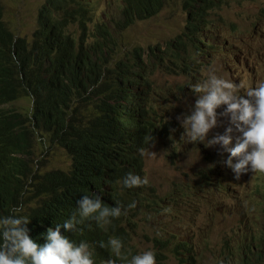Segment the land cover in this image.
Returning a JSON list of instances; mask_svg holds the SVG:
<instances>
[{"label":"clouds","instance_id":"1","mask_svg":"<svg viewBox=\"0 0 264 264\" xmlns=\"http://www.w3.org/2000/svg\"><path fill=\"white\" fill-rule=\"evenodd\" d=\"M231 1L213 0L211 7L202 12L199 10L198 5L185 9L183 0H166L158 14L143 20L137 19L129 26L126 25L131 11L130 2L117 0L113 4L115 11H110L112 13L111 19L114 20L116 25L124 28L126 33L138 22L153 19L170 5H177L185 15V22L187 17L194 19L198 25L206 28L205 36L213 30L211 35H214L209 37V40L216 39L219 41L215 46L210 42V47L204 48L202 53H197L196 56L199 55L200 58L194 63L193 68H196L198 64H203L202 62L208 60L207 57H209L211 62H227L229 64V57L234 55L233 58H235L237 56L236 52L241 50L227 43L228 40L230 41L235 37L224 40L218 33L220 24H225L226 20L218 11L230 4ZM35 3L39 6L38 21L31 39L21 34V18L19 16L11 17V23L6 20L7 11L5 8L6 13L3 16V21L5 23L8 22V24L3 29L2 35L9 40V43L1 42V45L5 53L10 57L13 70L15 64L20 62L24 51L33 53L34 57L40 60V67L47 66L52 61L67 54L76 53L84 58H91V54L86 48V42H91L92 37L85 39L84 36L90 31L92 33L96 28L95 25L101 20V18L97 20L95 18L99 13V11L97 12V3H99L97 0H41L35 1ZM66 4L70 6L69 9L71 11V14L65 20L70 25V33L65 37H60L47 22L41 21L40 18L41 15L50 10L54 16L62 19L64 15L63 8ZM83 8L86 9V12L83 11ZM148 8L151 10L150 7ZM87 14L92 16L88 17ZM217 18L218 20L215 24L209 23L212 19L216 20ZM77 25H80V28ZM185 25H187V22ZM109 26L113 27L112 24H109ZM236 30L235 26V29H232L231 32ZM241 34L238 30V37L242 36ZM243 35L247 37L248 33L244 32ZM163 43L132 44L126 42V45L127 48L132 50L135 47L143 49L147 46H159ZM143 54L145 60L148 61L149 53L145 52ZM170 66V63H166L160 66L157 72L162 68L171 72ZM233 71L235 72L234 76L231 73H226L225 70L219 74L215 68H210L206 79L190 85L196 76L205 77V74H201V71L196 68L193 72V77L192 75L189 77L183 75L188 78L189 84L187 83L177 89L178 91L175 90L176 92L172 91L169 93L158 91V93H163L166 97V100L160 98L156 105L162 113H165L162 121L165 123V127L169 128V131L175 132L173 138L167 142V156L174 163L186 141L200 146L202 151V155L192 168L193 179L191 185H175L173 195L190 197L192 190H196L194 191L196 195L207 200L212 194L203 192L206 189L199 179V175H207L213 180L218 177L225 178L223 186L233 187L234 194H239V197H242L244 188H242L240 180L249 177L250 170L264 173V81H259L255 86L247 87L240 74L241 70L235 67ZM27 72H21L20 76L22 79L25 78ZM189 88H191L192 94L196 98L188 106L187 111L182 112V104L178 96L180 93L184 94ZM24 99H30L29 108H31L34 103V94L27 87L23 90V94L11 93L9 99L0 104L1 120H4L9 115L10 108H16L23 115L22 119L16 122L15 130L17 133L19 130L34 129L33 119L29 120V115H32V111H29V108L19 109L15 107L18 101ZM221 105L224 107L221 111H217ZM171 112H173V115H171ZM220 117H226L224 130L209 136L210 129L216 127L218 123H222L218 119ZM176 118L184 131L180 129ZM35 134L49 139L50 147L40 159L45 166L48 167L44 163L43 157L49 152H53V154L64 153L69 158L66 149L57 148V144L52 142L51 135L48 132L38 131ZM0 141L2 140L0 139ZM145 141L147 145L149 140L145 139ZM229 143H231L230 147ZM214 148L215 151H212ZM140 152L141 155L145 154L144 149H141ZM148 154H151V151ZM220 161L222 165L219 172L218 164ZM55 168L61 167L50 169ZM147 182L146 177H141L132 172L126 173L120 181L125 188L139 186ZM150 184L155 190L154 194L144 197L134 195L133 198L132 195L137 194L136 192L123 193L122 204L117 201L115 206H109L104 203L101 196L95 192L83 194L76 201V212L68 219H65L63 223H56L55 226L49 227L40 237L29 235L30 230L27 225L30 217L23 214V206H14L12 204L13 208H11L10 214L0 216V264H206L205 261L209 260L207 259L209 255H214L216 258L213 261H216L220 255L215 253L210 244H207V250L203 254L200 251V243L193 233L184 241L177 239L176 245L171 247L174 260H171L166 255V251L172 243L171 237L167 235L165 236L166 244L164 250L157 254L151 248L141 251L133 249L134 237L142 232L144 228L142 216H155L154 214H157L161 218L168 217L174 221L176 220L175 211L179 203L176 200L161 198L159 190L155 189L156 186L152 182ZM255 190L263 195L264 183L257 184ZM8 191V196H3L2 200H24L28 204H40L43 199L42 194L37 193L34 196H30L22 188L20 190L9 188ZM257 203L261 204V208L247 211L248 216L239 210L237 226L230 234L222 238L225 254L231 259L230 264H264V196ZM244 206L248 208L246 207L247 205ZM119 216H125L127 221H130V225H126V242L124 243L117 236H110L106 244L104 241L99 243L101 248L107 247L110 250L111 255L109 257H102L96 260L98 253L96 247L90 246L88 241L80 240L76 242L65 235L68 230L77 229V225L84 219H91L96 221L98 225L107 226L112 222V218ZM248 222L252 226L251 236L246 232V224ZM105 230H107L106 227ZM159 237L160 234L155 235L153 238L146 236L149 243L154 242ZM250 237H253V239H250ZM253 243L256 244L261 255L258 260L251 259V253L248 250Z\"/></svg>","mask_w":264,"mask_h":264},{"label":"trees","instance_id":"2","mask_svg":"<svg viewBox=\"0 0 264 264\" xmlns=\"http://www.w3.org/2000/svg\"><path fill=\"white\" fill-rule=\"evenodd\" d=\"M127 1L131 4L126 25L129 26L137 19L158 14L166 0ZM183 3L185 9L198 5L204 12L213 0H183ZM69 7L64 6L62 19L49 10L40 20L47 22L60 37H65L70 33V25L65 21L71 14ZM99 8L97 3V12ZM5 13L0 0V104L7 101L11 93L23 94V90L29 88L34 94L33 106L29 108L32 111L29 120L33 119L34 129L17 133L16 122L23 115L16 108H10L9 115L0 119V216L10 214L13 208V201L2 200V197H6L9 188L20 190L22 180H30L37 187L47 185L41 193L44 195L39 208L25 214L30 217L29 235L36 237L72 216L77 210L76 201L83 194L95 192L109 206H115L117 201L122 204L123 193L154 194L149 181L130 188L123 187L120 181L129 172L144 177L139 154L146 146L145 139L150 140L157 131L166 134L162 121L165 113L156 106L160 98L166 100V97L158 93L153 76L166 63L171 64V73L191 76L193 59L210 47L206 42L209 37L204 35L206 28L187 17V25L176 37L159 46L130 50L123 41L125 29L116 25L109 10L103 13L94 31L84 36L85 39L92 37L91 42H86L91 58L67 54L40 67V60L24 51L13 70L10 57L1 45V42L9 43L2 35L8 24L3 21ZM217 20L209 23L215 24ZM145 52L149 53L148 61L144 58ZM26 71L22 79L20 74ZM38 131L48 132L57 148L66 149L68 167L29 170V164L20 155L32 147L30 138L34 139ZM126 225H130V221L125 216L112 218L107 226L84 219L77 229L68 230L65 235L96 247L98 260L111 255L107 247L99 246L100 241L106 244L110 236H117L126 242ZM157 244L163 247L165 238L160 236ZM230 262L227 257L217 264Z\"/></svg>","mask_w":264,"mask_h":264},{"label":"rangeland","instance_id":"3","mask_svg":"<svg viewBox=\"0 0 264 264\" xmlns=\"http://www.w3.org/2000/svg\"><path fill=\"white\" fill-rule=\"evenodd\" d=\"M6 8V20L11 23L13 16H19L21 18V34L31 39L33 36L35 25L38 21V4L35 1L41 0H2ZM100 4L99 13L95 16L96 20L102 18V14L108 10L115 11L114 3L117 0H97ZM218 13L226 19V23L220 24V35L224 40H228V44L241 49L237 51V56L230 60L232 69L238 67L241 70V75L244 83L248 82L250 87L255 86L259 81H264V73L257 76L254 83L251 82L250 76L253 75L258 69L264 67V0H232L230 4L219 10ZM91 17V14H87ZM263 18L262 22L260 19ZM185 24V15L177 7L172 4L167 7L159 16L150 19L148 21H140L135 26L130 28L123 36V41L136 44L147 42H165L171 38L176 37L183 29ZM233 25L236 26V31H232ZM80 28V25H77ZM238 30L242 33V36L238 37ZM251 34L244 37L243 33ZM237 36V37H236ZM242 39V41H240ZM212 43L217 45L219 41L212 40ZM198 64L197 69L201 71V74H205V77L196 76L190 85L201 82L206 79L208 70L215 68V70L221 74L223 70L226 73H232L229 69L227 62H211L210 59ZM229 78L228 76H225ZM155 86L157 91L164 93L176 92L175 90L183 87L185 84H189L188 78L183 75H176L165 68H162L156 72L154 76ZM168 89V90H166ZM181 100V111H187V108L192 104V100H195V95L192 94L191 88H189L184 94L180 93L178 96ZM31 104L30 99L20 100L15 104V107L19 109H28ZM224 106L221 105L217 111H221ZM173 115V112H171ZM222 123H218L216 127L210 129L209 136L216 133H220L224 130L226 117L218 118ZM177 120V118H176ZM178 121V120H177ZM180 129L184 131L182 125L179 123ZM168 128V127H167ZM169 130V128H168ZM170 132V139L173 138L175 132ZM157 141L161 142L160 136L157 137ZM40 140L35 142V154L42 152L44 154L47 150L43 148ZM151 154L146 157V170L144 177L148 181L152 182L159 190L161 198H167L168 200L177 201L179 205L177 209L179 215L176 220L164 217L160 218L153 215L142 216L144 220V228L133 240V249L135 251H141L146 248L153 249V242L149 243L146 236H151L164 233V237L167 235L171 237L172 243L170 248L166 251V255L171 260H174V256L171 251V247L176 245L177 239L183 241L193 233L198 242L200 243V251L204 254L207 250V244H210L212 249L217 255H224L225 250L222 245V238L230 234L232 230L237 226L239 220V209L237 203L239 202V194H234L227 198L220 196L210 195L208 199L200 198L192 190L190 197L173 195V188L177 184L191 185L193 179V165L197 159L202 155L201 147L195 144H191L188 141L183 144L182 151L178 158L173 163L167 156L166 147L163 144H156L149 149ZM148 151V153H149ZM215 151V148L212 149ZM208 155V153H206ZM36 157V155H34ZM38 158V156H37ZM44 163L48 165L47 168L61 167L65 168L70 165V161L64 153L49 152L43 157ZM225 178L218 177L213 180L216 185L222 187ZM264 181V177L260 176L259 179L253 181V178H245L240 180L242 188L250 191L255 183ZM211 186L210 188H214ZM254 205H258L257 203ZM250 236L252 229L249 228L246 231ZM154 250V249H153ZM214 255H209L205 263L209 264L214 259ZM238 259V258H237ZM175 263V261H174ZM210 263V264H215Z\"/></svg>","mask_w":264,"mask_h":264},{"label":"bare ground","instance_id":"4","mask_svg":"<svg viewBox=\"0 0 264 264\" xmlns=\"http://www.w3.org/2000/svg\"><path fill=\"white\" fill-rule=\"evenodd\" d=\"M263 18L260 19V22H262ZM220 31L219 30V34H220ZM213 30H211L205 37H210V35L212 34ZM251 34H248L247 36H250ZM206 42L209 44L210 42H212V40H209V38H207ZM234 57V55H231L229 58L230 60ZM200 58V56H196L193 60H194V63L197 61V59ZM204 59V58H202ZM207 59H209V57H207ZM229 60V61H230ZM169 64V63H168ZM229 66V70L232 71V75L234 76L235 72L233 71L232 69V65L228 64ZM196 68H193L192 71L194 72ZM193 72H192V77H193ZM264 73V67L261 68V69H258L255 73H253L252 76H250V79H251V82L254 83L256 81V78L257 76H260ZM178 75V74H176ZM154 80V79H153ZM246 86L247 87H250L248 85V82L246 81ZM246 87V88H247ZM178 91V90H176ZM194 102V100H192V103ZM166 128V134L164 133H159L158 131L151 137V139L149 140V143L145 146V148H143L145 150V154L144 155H141V152H140V159L143 161V174L145 173V170H146V157L148 155V151L151 147H153L154 145L156 144H163L165 145V147L167 146V142L170 141V132L168 130L167 127ZM160 136L161 138V142H158L157 141V137ZM34 139H31L30 138V142H32V147L29 148L28 152H24L22 155H20L22 158L25 159L26 163L29 164V170L30 169H33V168H41V169H46L47 166H45L42 162H41V156L43 155L42 152H40V155L38 154H35V142H37V140H40L42 145L44 146L45 145H49L50 146V143L48 141V139L45 137V136H39V135H34ZM230 144L229 143V147H230ZM45 150H48L45 146L43 147ZM34 155H36V157H34ZM38 156V158H37ZM221 165H222V162L220 161L219 164H218V169H219V172H220V169H221ZM223 167V166H222ZM260 176H263L264 177V173H259V172H252L251 170L249 171V178H253V181L257 180L260 178ZM199 179H200V182L202 183L203 187L206 189V190H203V192H206V193H211L212 196L216 197V196H220V197H229V196H233L234 195V191H233V187H225L222 185V187L216 185L215 182H213V179L209 178L207 175H199ZM23 182V187H21L23 190H26L27 193L30 195V196H34V194H41L45 188V186L47 185H44V186H39L37 187L32 181L30 180H22ZM261 183H264V181H261L259 183H255L253 186V188L250 190V191H247V190H243L244 194L242 197H239V202L237 203V206H238V209L243 211L247 216V211L249 210H258L259 208H261V204L257 203V201L259 199H261L263 196H264V193L263 195H261L257 190H255L256 188V185L257 184H261ZM211 186H215L214 188H210ZM9 194V193H8ZM8 194L6 196H8ZM44 195V194H42ZM134 195H138V196H141V197H144L143 195L137 193V194H133V198H134ZM34 198V197H33ZM258 204V205H254V204ZM12 204L14 206H20L22 205L23 206V214H26L28 213L29 211H31L32 213L34 211H36L38 208H39V204L37 203H34V204H28L27 201H22V200H15L12 202ZM244 205H247L246 207L248 208H245ZM155 216L157 217H160L159 215L157 214H154ZM179 215V211L178 209L175 211V217H177ZM161 218V217H160ZM30 222V220H29ZM251 228L252 229V226L251 224L248 222L246 224V230ZM160 236H163L164 237V233H160ZM251 236V235H250ZM160 238V237H159ZM159 238L157 239V241H154L153 242V249L155 251V253L157 254L158 252L160 251H163L164 248H165V245L162 247V246H158V240ZM166 238V237H164ZM250 239H253V237H250ZM166 244V242H165ZM251 253V259L253 260H258L260 259L261 255H260V252L258 251L257 249V246L255 243H253L250 248L248 249ZM227 258V255L224 254V255H221V256H218L217 259H216V263L217 262H222L224 261V259ZM210 264V263H209Z\"/></svg>","mask_w":264,"mask_h":264}]
</instances>
